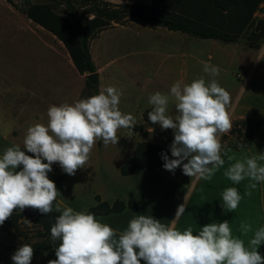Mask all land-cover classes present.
<instances>
[{
    "label": "rangeland",
    "instance_id": "374dc122",
    "mask_svg": "<svg viewBox=\"0 0 264 264\" xmlns=\"http://www.w3.org/2000/svg\"><path fill=\"white\" fill-rule=\"evenodd\" d=\"M18 1L13 0L16 3ZM53 1L54 11L65 14L67 7L58 0ZM101 1L118 6L137 2L151 4L152 0ZM75 7L77 12L87 14L89 19L94 17L79 5ZM8 8L11 7L6 0H0V156L8 147L20 146L24 150L23 140L27 128L35 123L47 125V111L50 106L69 104L63 95L64 86L70 85L71 94L78 95L82 83L80 74L70 67L63 51L52 41V34L37 31L24 17L13 15ZM256 16L257 19L264 17V4ZM131 24L139 25L142 22L138 19H129L122 24H112L104 29L110 30L109 33L101 38L99 32L90 41V51L99 68H104L107 62L113 61L103 77L108 81L117 79L116 89L122 92L119 108L123 113L135 117V126L144 124V114L151 111V105L148 103L151 94L157 91L169 93L171 86L178 80L191 83L194 79L204 77L207 83L211 77L204 73L203 65L208 63L219 67L220 73L215 79L230 93L231 103L228 111L231 128L236 121L248 119L252 122L248 128L243 124L237 126L236 129L242 130L241 133L232 132L230 129L229 132L222 134L221 144L227 145L232 150L229 155L237 154V158L251 157L258 152L264 153V60L254 61L264 46V39L258 47L251 48L247 45L250 30L238 43H225L199 39L178 32H175V35H167L163 27L157 31L156 28L144 27L129 33L120 27ZM177 36L185 37L179 39ZM185 39L187 41H184ZM141 67L149 76V80L143 83L144 90L140 88L141 83L136 85V82L132 81L136 80L133 70ZM31 89L36 91V97L27 92ZM91 91L93 96L95 92ZM168 114L173 118L177 115L173 102L169 103ZM257 122H261V126L253 131L252 125ZM143 126L144 131L147 130L146 125ZM117 136L118 144L110 145L117 148L118 154L111 160L92 159L89 163L87 161L75 175H69L63 172L61 167H55L56 163L52 165L53 170L48 176L55 182L60 192L57 203L62 209L72 207L75 211H84L96 205V194L101 195L108 203L116 200L138 202L131 199L134 196L139 198L141 195L148 211L146 214L158 219L160 213V222L167 225L168 216L175 214L174 211L184 193H189L194 188L199 191L204 179L196 180L185 175L182 165L174 172L160 168L132 191L136 177H122L118 166L127 161L137 144L143 141L170 150L174 130L154 128L151 133L144 136L143 131L139 132L133 127L121 128L117 131ZM99 142L97 140L95 143L94 151H101L104 147L102 144L100 146ZM26 154L34 155L27 152ZM170 158H173L171 150ZM89 164L98 167L99 171L95 169L92 173H87V176L85 170L91 168ZM228 166L229 162L225 170ZM175 182L184 187L183 192L177 190L178 186L175 188ZM225 182L229 186L233 183L226 177ZM260 185L261 200L264 202V183ZM30 209L26 208L23 212L17 210L14 213L25 214ZM18 224V229L0 225V253L10 259L22 244L33 246L49 239L42 236L43 227L32 217L23 216Z\"/></svg>",
    "mask_w": 264,
    "mask_h": 264
},
{
    "label": "clouds",
    "instance_id": "9594fccd",
    "mask_svg": "<svg viewBox=\"0 0 264 264\" xmlns=\"http://www.w3.org/2000/svg\"><path fill=\"white\" fill-rule=\"evenodd\" d=\"M261 60L264 46L254 61ZM203 71L211 77L207 83L204 77L191 83L178 80L169 93L157 91L149 96V121L174 130L173 158L162 153L163 167L174 172L182 165L185 175L211 180L224 167L226 157L229 166L224 176L234 184L248 179L245 195L250 196L264 183V153L240 158L229 155L232 150L221 144L220 137L231 129V96L215 79L220 73L218 66L205 63ZM121 96V91L109 86L73 104L52 105L47 125L35 123L27 128L24 150L20 146L5 149L0 156V225L17 210L51 213L60 193L48 176L52 165L59 163L63 172L75 175L88 161L97 140L105 147L118 144L117 131L135 126V117L119 108ZM170 102L175 105L174 118L168 114ZM242 198L236 187H228L222 193L221 206L226 212H235ZM185 209V204L178 207L171 226L153 216L137 215L117 238V230L87 210L62 209L56 204L55 211L61 214L51 227V239L60 243L54 248L57 258L48 264H264L258 251L264 244V227L254 232L246 247L244 240L233 236L228 220L207 224L196 235L191 227L177 230L175 225ZM240 229L246 236L252 226L241 223ZM33 254V246L22 244L11 260L13 264H31Z\"/></svg>",
    "mask_w": 264,
    "mask_h": 264
},
{
    "label": "trees",
    "instance_id": "16d2710c",
    "mask_svg": "<svg viewBox=\"0 0 264 264\" xmlns=\"http://www.w3.org/2000/svg\"><path fill=\"white\" fill-rule=\"evenodd\" d=\"M18 11L26 15L32 22L51 32L66 48L77 72L85 75L86 72L95 73L96 66L90 52V41L104 29L112 24H122L129 19H138L149 28L163 27L169 31L188 34L199 39L218 40L225 43H238L240 38L251 31L247 45L256 48L264 39V17L257 19L264 0H152L151 4L137 2L112 6L101 0H58L67 7L65 14L54 11L55 1L35 2L34 0H7ZM79 5L84 11L94 15L89 19L87 14L76 11ZM87 87L97 94L98 85L86 80ZM150 112V111H148ZM148 112L144 114V121L152 128L148 119ZM250 120L236 121L231 128L232 132L241 133L236 129L243 124L246 128L251 126ZM253 126L256 131L261 122ZM161 128V127H160ZM134 130L144 131L143 125L133 127ZM162 129V128H161ZM164 130V129H163ZM169 130V129H167ZM162 153L170 158V150L158 144L143 141L137 144L134 153L129 160L122 165V176H136L145 170L163 168ZM96 205L87 211L96 216L119 214L125 210L137 211L138 202H124L116 200L113 204L102 201L100 196H95ZM55 207V202H54ZM61 213L53 211L47 215L39 210L30 209L25 214H12L5 222L6 227L19 228V222L23 216L35 219V222L43 227L42 236L48 240L34 244V254L41 250L54 249L60 241H52L51 227ZM0 264H13L12 260L0 253ZM33 264V263H31Z\"/></svg>",
    "mask_w": 264,
    "mask_h": 264
},
{
    "label": "crops",
    "instance_id": "0c3cea01",
    "mask_svg": "<svg viewBox=\"0 0 264 264\" xmlns=\"http://www.w3.org/2000/svg\"><path fill=\"white\" fill-rule=\"evenodd\" d=\"M6 2L11 7V8H8L10 13H12L13 15L17 14L20 17H24L28 21V23H30L31 25H33L35 27V29L37 31H40V32L47 31L48 33L52 34L48 30H46L43 27L32 22L26 15H24L23 13L18 11L7 0H6ZM116 25H118V24H116ZM120 27L124 28L126 33L127 32L129 33L132 30L143 29L144 27H147V26L142 23L139 25H132L131 24L128 26H120ZM118 29L119 28H116V30H118ZM157 29H162V28L157 27L155 30L157 31ZM164 29H166V28H164ZM108 31H110V30L101 31V38L104 35H106L107 33H109ZM119 31H121V30H119ZM165 31L166 32H164V33H167V35H175L174 31H169L167 29ZM178 33H180V32H178ZM51 37H52L51 38L52 41H54L56 43V46L61 51H63V53L65 54V58L68 61L70 67L72 69L76 70V68H75L66 48L64 47L63 43L59 39H57V37L54 36L53 34ZM177 37H179V39H184L183 37H185V36H177ZM184 41H187V40L185 39ZM92 59L94 61L93 55H92ZM112 62L113 61H109V62H107L106 66L104 68H99L94 61L95 66H96V70H97L96 72L99 75L98 92H97V94H94V95H98L102 87L107 88L109 86H113L116 88V83H117L116 78H113V79L108 81L107 79L105 80V77H103L104 74L106 73V70L111 67ZM133 73H134L136 80H132V81L136 82V85H139L141 83L140 88L142 90H144L145 81L149 80V76L145 72V69L143 67L135 68L133 70ZM80 76L82 79V83L80 86L81 91L78 95L71 94V90L69 89L70 85L66 84L64 86L63 91L66 94L67 93L68 94L65 95V93H64L63 95L65 96V98L67 99L69 104H73L74 102H76L78 100L87 99V98L92 96V91L87 87V83H86L87 79H86L85 75L84 76L80 75ZM31 90H29L27 92L32 97H36L35 96V95H37L36 91H33V90L31 91ZM143 120H144V118H143ZM142 125H146L147 130H145V131H147L148 134L151 133V131L154 129V128L150 127L148 125V123L145 121H144V124H142ZM158 128H160V127H158ZM99 141H100L99 142L100 146L102 144V147H103L104 146L103 141L102 140H99ZM92 152H94V153L91 154ZM117 154H118L117 148L110 145V144L107 147L104 146L101 149V151H94V149L92 148L90 151V157L88 159V163L92 159H96V160L104 159L105 161H107V159L111 160L113 158V156L117 155ZM232 155H235L236 157H238L237 154H232ZM224 158L226 160L224 167H222L219 171H217L211 180H204L199 191L197 188H194L191 192H189V193L187 192L188 194L184 193V197L183 196L181 197V202L177 205L174 213L176 214L178 207L181 204H185L186 209H185V212L183 213V215L177 221L175 227L177 230H179L181 232H183L187 228L191 227L193 229V234L196 235V234H198V231L200 230V228H202L203 226H205L207 224H210L213 222L219 223V222H223L224 220H228L230 222V227L232 229L233 236L236 238H240V239L244 240L245 246L248 247L249 241L253 237L254 232L257 229H259L260 227H264V202L261 200V195H260L261 194L260 192L262 190L261 185L258 184L257 188L255 190H252V193L250 196L245 195V193L247 191V185L250 183V181L248 179H245L244 181L240 182L239 184L232 183V185L229 186L228 183L225 182V176L223 174L225 167L228 165L227 158L226 157H224ZM127 161H123V163L121 162L122 164H120L118 166V168L120 167V169H121L122 165L125 164ZM86 164L87 163H85V165ZM90 164H89V166L91 168L88 169L89 171L85 170L86 174L92 173L93 170H95V169H96V171H99L98 167H95L94 165H90ZM101 168L102 167H100V169ZM159 169L160 168L155 169V170H151V171L145 170L136 176H122L121 173H120V175L122 177H130V178L136 177L135 179H137V180L136 181L134 180L133 185H132V187H133L132 191H134V188L137 189L140 186V184L142 182H144L147 179V177L150 176L151 173H155ZM87 176H88V174H87ZM139 180H140V183H139ZM126 183H129V182H126ZM122 185H124V184H122ZM176 187H177V190L179 192H183L184 187L179 182H175V188ZM228 187H236L238 189L239 193L243 197L235 212H226L224 210V208L221 206V204H222V193ZM97 195L98 194H96L95 196H97ZM99 196H100L101 200L104 201L103 198L101 197V195H99ZM131 200H137L139 203L138 210L135 212L130 211V210H125L124 212L119 213V214H111V215H106V216H96V218L98 220H100L102 223H106L110 227H112L113 229L117 230V238H118L119 233L124 231L127 228L131 219H133L137 215H143V214L147 215L146 213H148V211L146 210L145 202H144L143 197L141 195L139 196V198L134 196V197H132ZM105 202H107V201H105ZM114 202H112L110 204H113ZM124 202H129V201H124ZM133 202H135V201H133ZM56 204H58L57 201H55V205ZM54 210H55V207H54ZM163 213L164 212H162V214ZM158 214H159L158 220H160V213H158ZM175 214H173L172 216H168V218H167L168 222H169L167 224L168 226H171L170 225L171 220L175 218ZM241 223H248V224H251V226H252V231L249 232L246 236L241 232V229H240ZM258 251L260 252V254L262 256H264V244L260 245ZM56 258L57 257L55 255V249L41 250V251H39L33 255L32 263L33 264H48V262L50 260H54Z\"/></svg>",
    "mask_w": 264,
    "mask_h": 264
},
{
    "label": "water",
    "instance_id": "95a60500",
    "mask_svg": "<svg viewBox=\"0 0 264 264\" xmlns=\"http://www.w3.org/2000/svg\"><path fill=\"white\" fill-rule=\"evenodd\" d=\"M86 79L93 85H98L99 84V75L97 72L95 73H85Z\"/></svg>",
    "mask_w": 264,
    "mask_h": 264
},
{
    "label": "built area",
    "instance_id": "2783aa9c",
    "mask_svg": "<svg viewBox=\"0 0 264 264\" xmlns=\"http://www.w3.org/2000/svg\"><path fill=\"white\" fill-rule=\"evenodd\" d=\"M55 167H58V168H60V165H59V163H56V164H55Z\"/></svg>",
    "mask_w": 264,
    "mask_h": 264
}]
</instances>
